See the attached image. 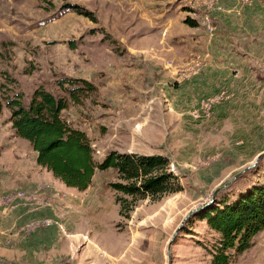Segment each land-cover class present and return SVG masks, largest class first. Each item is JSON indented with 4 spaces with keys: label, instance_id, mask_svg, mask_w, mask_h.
Here are the masks:
<instances>
[{
    "label": "rangeland",
    "instance_id": "obj_1",
    "mask_svg": "<svg viewBox=\"0 0 264 264\" xmlns=\"http://www.w3.org/2000/svg\"><path fill=\"white\" fill-rule=\"evenodd\" d=\"M68 78L95 86L61 113L95 162L162 154L182 190L121 214L115 169L78 190L39 166L6 101ZM263 151L264 0H0V264H211L197 214L263 182ZM228 264H264V229Z\"/></svg>",
    "mask_w": 264,
    "mask_h": 264
},
{
    "label": "trees",
    "instance_id": "obj_2",
    "mask_svg": "<svg viewBox=\"0 0 264 264\" xmlns=\"http://www.w3.org/2000/svg\"><path fill=\"white\" fill-rule=\"evenodd\" d=\"M66 5L82 13L79 6ZM186 23L192 27L197 24L190 18H186ZM64 82L69 85L66 88L69 99L40 88L34 90L26 105L21 94L6 101L15 135L30 143L39 166L50 171L65 186L78 190L89 186L96 168L115 169L118 181L109 183V186L131 198L126 204L127 198L116 197L121 214L131 210L139 200L159 199L164 194L182 190L179 177L169 168V158L162 154L112 150L101 162H95L87 134L72 127L61 114L68 107L69 100L79 102L80 94L94 90L95 86L85 79L68 78L61 84ZM197 216L218 235L211 264H228L232 251L241 253L249 248L252 238L264 229V181L221 206L201 211Z\"/></svg>",
    "mask_w": 264,
    "mask_h": 264
},
{
    "label": "water",
    "instance_id": "obj_3",
    "mask_svg": "<svg viewBox=\"0 0 264 264\" xmlns=\"http://www.w3.org/2000/svg\"><path fill=\"white\" fill-rule=\"evenodd\" d=\"M263 153H264V151L257 155V157H256V161H257V159H258ZM256 161H255V162H256ZM253 165H254V164H253ZM250 167H251V166H250ZM223 186H224V185H223ZM221 187H222V186H221ZM218 189H219V188H218ZM218 189H217V190H218ZM217 190H216V191H217ZM216 191L214 192V194H213L212 198L210 199V201L214 198V196H215V194H216ZM199 209H200L199 207H195V208H192L191 210H189V212L185 215V217L183 218L181 224L178 226L177 229H180L181 225L186 221V219L189 218L194 212H196V211L199 210ZM175 233H176V232H175ZM174 235H175V234H174ZM174 235H173V237H174Z\"/></svg>",
    "mask_w": 264,
    "mask_h": 264
},
{
    "label": "crops",
    "instance_id": "obj_4",
    "mask_svg": "<svg viewBox=\"0 0 264 264\" xmlns=\"http://www.w3.org/2000/svg\"><path fill=\"white\" fill-rule=\"evenodd\" d=\"M230 10H231V8H228V9H227V11H230ZM230 35H231V32H230ZM243 35H244V34H243ZM242 46H244V47L246 46L245 42L242 44ZM78 129H79V128H78Z\"/></svg>",
    "mask_w": 264,
    "mask_h": 264
},
{
    "label": "built area",
    "instance_id": "obj_5",
    "mask_svg": "<svg viewBox=\"0 0 264 264\" xmlns=\"http://www.w3.org/2000/svg\"><path fill=\"white\" fill-rule=\"evenodd\" d=\"M48 223V222H47Z\"/></svg>",
    "mask_w": 264,
    "mask_h": 264
}]
</instances>
